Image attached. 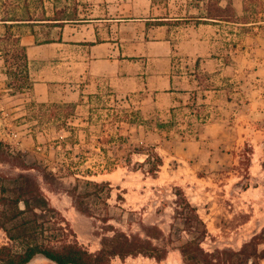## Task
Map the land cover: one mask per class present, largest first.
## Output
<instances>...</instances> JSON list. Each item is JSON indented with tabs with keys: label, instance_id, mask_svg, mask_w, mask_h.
<instances>
[{
	"label": "rangeland",
	"instance_id": "obj_1",
	"mask_svg": "<svg viewBox=\"0 0 264 264\" xmlns=\"http://www.w3.org/2000/svg\"><path fill=\"white\" fill-rule=\"evenodd\" d=\"M213 10L221 12L216 5ZM243 10L244 22L264 20V0H243ZM226 11L229 14L230 8ZM11 44L1 42L0 48L11 49L9 70L19 74L20 67L11 58ZM3 54L0 52V141L22 150L27 164L52 170L61 182L42 186L52 206L64 217L62 225L67 230L46 235L75 240L93 253L99 250L102 236L112 234L106 230L109 224L142 237V226L151 234H156L157 227L162 235L153 242L167 244L164 259L141 254L124 259L115 256L110 264H186L178 246L190 234L175 212L176 189H180L207 230L201 241L206 251L239 249L259 235L264 241V76L254 81L253 92L242 94L243 102L252 98L253 108H242L239 145L227 148L228 138L209 141L203 162L189 163L175 158L178 148L174 145L159 146L168 137L173 143L170 137L176 131H154L149 120L140 118L133 106L110 96L106 89L92 99L89 114L77 115L75 107L71 115L70 104L35 103L26 95V85L20 88L21 81L6 75ZM163 127L168 131L172 123ZM151 146L164 161L154 177L135 169L144 155L134 148ZM8 168L0 162V169ZM75 177L102 183L99 187L83 182L79 186L78 192L84 195L82 207L90 208L91 215L78 211L67 192ZM39 180L43 182L41 176ZM106 216L107 223L103 221ZM5 243L7 237L0 230V245ZM259 248L264 250V243ZM26 264L56 263L37 254Z\"/></svg>",
	"mask_w": 264,
	"mask_h": 264
},
{
	"label": "crops",
	"instance_id": "obj_2",
	"mask_svg": "<svg viewBox=\"0 0 264 264\" xmlns=\"http://www.w3.org/2000/svg\"><path fill=\"white\" fill-rule=\"evenodd\" d=\"M243 14V0H0V36L26 48L30 100L89 114L106 89L154 131H176L159 146L192 163L209 141L239 145L253 108L242 94L264 76V20Z\"/></svg>",
	"mask_w": 264,
	"mask_h": 264
},
{
	"label": "trees",
	"instance_id": "obj_3",
	"mask_svg": "<svg viewBox=\"0 0 264 264\" xmlns=\"http://www.w3.org/2000/svg\"><path fill=\"white\" fill-rule=\"evenodd\" d=\"M9 41H12L11 48L13 46L11 58L17 62L20 72L18 74L9 70L8 54L11 49L3 47L0 48V52L4 53L6 75L14 76L17 81H21L20 88L26 85L29 89L32 81L28 72L26 48L20 44L19 37L7 29L0 36V43ZM68 106L73 108L70 112L72 115L75 105ZM134 150L144 155L142 162H136L135 169H140L146 175L156 176L164 163L161 155L153 146L134 148ZM127 161L129 162L130 158ZM0 162L9 165L6 170L0 169V230L7 237V243L0 245V264H26L37 254H42L56 264H110L115 256L124 259L139 254L158 261L166 257L167 244L153 242L154 238L160 239L162 235L157 227H154L156 234H151L142 226L145 233V237H142L139 233L128 234L109 224L106 230L111 231L112 234L103 235L99 250L93 253L75 240L52 239V236L46 235L47 232L65 233L67 229L62 225L65 222L64 217L52 206L43 191L42 184L50 186L53 181H57L61 185L59 177L52 170L46 172L47 168L38 164H27L22 150L3 141H0ZM31 169L37 170V173L31 172ZM39 176L42 177L43 182L39 180ZM74 179L67 192L78 211L91 215L90 208L82 207L84 195L78 192L79 186L82 182L95 187H99L102 183L89 179L82 180L78 177ZM176 195L179 198L176 201L175 212L182 220L184 230L190 234V238L183 240L178 246L186 264H262L264 250H261L259 245L264 241L261 240L260 235L243 243L239 249L222 248L206 251L201 246V241L207 230L196 208L180 189H176ZM108 219L106 216L103 221L107 223Z\"/></svg>",
	"mask_w": 264,
	"mask_h": 264
}]
</instances>
